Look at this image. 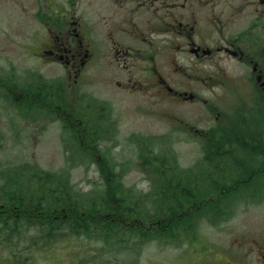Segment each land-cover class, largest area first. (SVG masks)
<instances>
[{
    "label": "rangeland",
    "instance_id": "obj_1",
    "mask_svg": "<svg viewBox=\"0 0 264 264\" xmlns=\"http://www.w3.org/2000/svg\"><path fill=\"white\" fill-rule=\"evenodd\" d=\"M36 7V0H0V70L14 68L22 71V78L26 79L31 72L39 77L41 74L32 70L38 68L44 77L54 78L61 73V67L37 60L30 54V43L34 37L31 33L36 32V27H41L33 22ZM113 73V66L105 68L98 64L90 66L86 73L88 81L82 91L98 99L106 108L82 105V109H77L78 114L100 117L97 121L101 122V125L95 121L81 125L82 129L85 128L81 135L85 143L83 150L79 139L73 138L70 126L66 127V133L63 132L64 126L56 113L60 109L50 107V99L41 94V90L35 109L32 107L31 112L27 109L26 114L19 100L22 92L9 88L4 93L3 89L0 90V203L9 201L6 194L14 187L20 188L15 189L17 197L35 193L37 197L53 201L49 198L48 189L41 186L37 170L48 172L53 179L60 176L55 183H67L68 188H63V191L71 199L88 203L90 199L87 197H90L100 202L106 189L104 177L107 173L101 171L105 166L106 170L114 173L113 179H120L123 185V212L128 217L125 222L130 220L132 223L133 219L140 218L147 227L149 218H164L169 211L160 207V200L156 197L162 190V184L168 183L178 187H186L190 183L195 195L183 201L185 206L181 209L191 213L194 208L197 210L195 216L186 223L187 226H175V221H168L172 232L160 236L143 237L138 233L139 220L133 231L117 228V234H110L107 238L100 237V233L107 231L99 227L89 235H74L62 230L66 231L65 234L62 235V231L56 233L49 245H46L51 239L48 238L51 236L49 229L37 223L24 224L11 219L6 221L8 228L0 218V263L264 264V182L259 191H253V187L260 183H237L232 193L220 196L218 201L227 202L218 206L214 214L210 208L203 207L219 196L220 189L218 186L212 188L213 183H226L224 186H227L238 180L239 174L243 177V164L247 167V158L241 155L243 150L232 141L218 148L219 138L253 130L254 138L260 139L264 145V117L257 116L256 107L239 102V98L232 97L221 88L198 92L200 98L209 100L215 108L201 101L189 105L169 99L159 100L152 91L117 89L110 83ZM67 99L70 100L66 93L64 100ZM67 107L68 110L75 109L78 105L70 103L69 106L68 103ZM229 107H236L235 111H239L235 116L238 122L235 127L229 118L232 114ZM211 109L214 115L217 110L221 111L215 121L208 113ZM169 112L180 113L199 128L198 133L201 130L200 134L188 136L183 130L175 129L169 140H149L146 144L148 155L142 156L141 146L145 138L156 137L169 130ZM260 114L264 116L262 108ZM28 117L36 118L28 121ZM244 125L251 130L240 129ZM210 128L214 134L201 135L202 131H210ZM206 152L207 158L204 157ZM219 152L223 154L219 155ZM254 158L262 160L264 168V155H255ZM197 162L199 164L195 167ZM164 163L172 166L170 171ZM254 163L249 165L252 167L250 170L257 168L260 161ZM33 171L36 172L33 174ZM246 176L242 182L251 179V175ZM261 177L264 178V172ZM19 181L23 182L21 186L17 184ZM194 183L197 184L194 186ZM207 187L212 190L208 196L213 198L207 196ZM194 188H198L203 196ZM57 204L61 203L58 201ZM199 207L203 208L197 209ZM155 228L148 226L147 229ZM17 259L18 262L14 263Z\"/></svg>",
    "mask_w": 264,
    "mask_h": 264
},
{
    "label": "flooded vegetation",
    "instance_id": "obj_2",
    "mask_svg": "<svg viewBox=\"0 0 264 264\" xmlns=\"http://www.w3.org/2000/svg\"><path fill=\"white\" fill-rule=\"evenodd\" d=\"M36 6L41 27L33 38L45 45L36 59L61 67L49 99L64 102L57 115L78 136L83 118L62 100L64 86L80 103L86 73L97 64L114 67L110 83L123 91L215 108L198 93L215 87L264 108V0H36ZM170 117L192 128L185 117Z\"/></svg>",
    "mask_w": 264,
    "mask_h": 264
},
{
    "label": "trees",
    "instance_id": "obj_3",
    "mask_svg": "<svg viewBox=\"0 0 264 264\" xmlns=\"http://www.w3.org/2000/svg\"><path fill=\"white\" fill-rule=\"evenodd\" d=\"M241 128L251 130L246 125L241 126L240 129ZM251 131L247 132L246 130H244V132L242 133H234L231 135L223 136L220 137L217 142L218 148H221L225 142L229 143L230 141H232L236 143L237 146L243 150L241 152V155L247 158V167L244 164L242 166L244 175L247 174L246 178L251 175V179H248L245 182L241 181L244 178L243 175V177L238 178V180L231 183L230 185L222 187L221 191L223 193L220 195L221 197L227 196L232 193L233 189L237 185V181H240L239 183H260L259 185H256V187H253V191H259L261 184L264 182V178L261 177L264 172L263 162L262 160L254 158L255 155H264V145L262 144L260 139L258 141L254 138V133ZM220 154L223 153L219 152V155ZM256 160L260 161V163H258V167L250 170V168H252L250 166L254 165V162ZM101 171L107 173L106 177H104L106 189L103 192V197L100 198V202H96V199L87 197L90 200L88 203H84L83 200L71 199L69 197V194L67 196L64 194L66 191H63V188H68L67 183H55L59 180L58 178L60 176H54V180L53 175L49 174L48 172H41L37 170V172L39 173L36 175L42 181L41 186L45 189H48L49 198H51L54 202L47 198H44L43 196H41V198L37 197L35 193H32L33 196L17 197L14 192L15 189L20 188L14 187L10 191V193L6 194L9 201L4 202L3 200V203H0L2 204L0 205V218L3 219L2 223L6 227H8V222L6 221L9 219L22 222L24 224H29L30 222L37 223L38 225L45 227L46 229H49L51 231V236L48 237L51 239L50 242H47L48 244L52 243V241H54L53 236H57L56 233L61 232L62 230H66L69 234L72 233L74 235H79L82 232H85L89 235L94 229L99 227L102 229V231L106 230L108 232H105L104 234H102L103 232L100 233V237L107 238L111 236L110 234H113V236H115L117 234V228H123L128 231H133V227H135L139 223V220L140 223L138 225V233L142 234L143 237L149 235L160 236L166 234L167 232H172V229L171 227H169L168 223H165L166 221L164 222V224H162L161 221L155 224L157 217H151L147 220L150 222V226L156 227L154 230L147 229L148 226H144V222L140 218L133 219L132 223L130 220L125 222L128 217L125 216L123 212V209L125 208V205L123 204L124 195L121 194H125V192H123V185L121 182H118V180H114L115 178L113 179L114 173H110L108 170H106L105 166L102 167ZM35 172L36 171H33V174ZM239 176L242 175L239 174L238 177ZM18 177L19 174L16 179H18ZM23 181L25 182V180ZM17 184L21 186L23 182L19 181ZM196 184L197 183H194V186ZM213 184L214 185H212V188L222 186L221 183ZM207 188L209 189V193H212V190L209 187ZM192 189L193 188L190 187V183H187L186 187H178L177 185H173L170 183H168L167 185L162 184V190L156 197L157 200H160V207H165L167 208V211H169V215H166L168 216L167 221H175L173 224L175 226H187L186 223L188 221L190 222L191 217L195 212L194 210L192 213H187L182 211L181 209L185 206L182 202L187 201L195 195L193 194ZM194 191L198 192V194L201 195L198 188H194ZM209 198H213V196L211 195ZM218 199L217 201L214 200L215 202L208 201V204L203 207L207 209L210 208V211H212V213L214 214V212L218 210V206H221L227 202H220L218 201ZM58 201L61 204H57ZM203 207H199L197 209ZM186 213L188 215L185 216ZM133 223L134 225L131 226ZM143 227H146V229H142ZM64 232L62 231L61 234L64 235ZM16 262H18V259L14 260V263Z\"/></svg>",
    "mask_w": 264,
    "mask_h": 264
},
{
    "label": "bare ground",
    "instance_id": "obj_4",
    "mask_svg": "<svg viewBox=\"0 0 264 264\" xmlns=\"http://www.w3.org/2000/svg\"><path fill=\"white\" fill-rule=\"evenodd\" d=\"M246 145V144H245ZM256 145V144H255Z\"/></svg>",
    "mask_w": 264,
    "mask_h": 264
}]
</instances>
